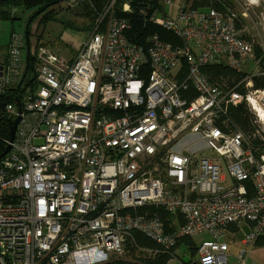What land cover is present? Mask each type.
I'll use <instances>...</instances> for the list:
<instances>
[{"label": "built area", "instance_id": "built-area-1", "mask_svg": "<svg viewBox=\"0 0 264 264\" xmlns=\"http://www.w3.org/2000/svg\"><path fill=\"white\" fill-rule=\"evenodd\" d=\"M129 1L119 2L116 16L115 0H107L71 56L31 46L30 37L27 44L24 31L9 34L0 116L10 125L19 119L0 157V264H140L124 247L131 232L172 249L169 260L178 258L179 240L206 233L196 264H222L228 226L249 223L251 244L264 234V143L254 149L228 116L251 91L242 95L201 72L210 63L241 71L254 52L244 27L213 8L181 3L173 16ZM133 11L178 42L153 34L145 45L132 43L125 31ZM28 57L36 75L24 80ZM257 64L264 68V43ZM188 89L196 95H182ZM152 203L183 222L167 231L159 217L127 211Z\"/></svg>", "mask_w": 264, "mask_h": 264}, {"label": "trees", "instance_id": "trees-1", "mask_svg": "<svg viewBox=\"0 0 264 264\" xmlns=\"http://www.w3.org/2000/svg\"><path fill=\"white\" fill-rule=\"evenodd\" d=\"M18 2L19 5H21L23 8H34L33 12L28 18L32 16L31 22L37 17L39 14L45 12L50 5H54L57 2L61 0H5L3 4H6L8 2ZM92 8L90 6V12L96 14L97 12H102L103 7L105 6L107 0H92ZM123 0H115L114 3V14L116 16H122L119 9V2H122ZM133 7V9L143 7L144 5L150 4L157 8L162 10L161 4L157 0H130L129 1ZM52 5V6H53ZM193 9L203 11V8H213L220 12H228V13H234L232 12V9L234 4L232 3V0H193L191 4ZM94 11H93V10ZM230 9V10H228ZM39 10V13L33 16V14ZM42 11V12H41ZM5 12L2 13L4 15ZM235 14V13H234ZM52 13L48 14L45 13L40 18V22L43 24L47 22L52 17ZM241 15V14H240ZM240 15L235 14V16L238 18L236 19L237 26H242L240 24ZM5 16V15H4ZM94 17V19H95ZM130 17V26L125 31V35L128 39L134 41L137 44L145 45L147 44V38L150 35L157 34L159 38L163 41H168L172 44H176L178 41L176 38L173 37L172 34L169 32H166L162 30L161 28L156 27L154 24L150 22H143L142 19L138 16V14L133 11L131 14H129ZM14 19V18H13ZM93 19V20H94ZM28 20V19H27ZM92 20V22H93ZM91 22V24H92ZM90 24V28H91ZM245 38L246 37L245 34ZM38 40V38H37ZM249 40V39H248ZM254 52L256 57H259L261 55V49L258 46L254 47ZM147 69L146 67L142 70L141 73L144 74V76L147 75ZM201 72L211 81L219 84H223L226 87L234 88L235 91L239 92L240 94L244 95L246 94L247 90H263L264 89V76H260L257 73L252 75L251 73H244L240 71H235L231 69L227 64L225 63H210L201 68ZM180 75L178 78H182L186 74L185 67H182L180 70ZM35 62L30 57H28V67L26 69V75L24 77L28 80H31L35 78ZM247 81L251 82V85L246 88L245 84ZM32 83V82H31ZM187 93L183 94L184 96L188 95L189 98H192L196 95L194 90L188 89L186 90ZM7 95V92L0 95L1 99H4ZM13 96L19 97V93L13 92ZM245 96H243V100L236 105L235 107H230L228 109V116L230 117L232 123L237 126L238 129H240L246 136H248L250 140L251 146L255 149L256 147H261L262 141L259 140L258 136L253 135L255 131L257 130V124L254 123L253 115L250 113L246 100L244 99ZM10 127V122L8 119L4 118L3 116H0V154L5 148V145L7 144L8 140V130ZM130 213H134L136 215H141L145 217L150 216H157L159 217L165 224L166 230H172V225L168 226V224H175V223H182L183 222V216L180 213H177L176 215L170 214L167 212L165 207L162 204H143L136 208H129L127 209ZM175 222V223H174ZM236 225H232L234 227ZM183 241L186 245H188V255L189 257H195L196 254V245H194L191 238L186 237L181 240H179L176 244L178 245L179 242ZM255 245H264V235L258 236L254 243ZM124 247L126 251H129V253L135 252L133 257H138L140 259V264H164L165 261L171 258L172 255V249L171 250H163L157 243L153 242L151 239L143 235L139 232H131V239L126 240L124 243ZM144 248V249H150L151 251H155V253H150L149 256H147V252L138 251V249ZM139 255V256H136ZM154 255V256H151ZM196 259V258H195ZM196 264L195 260L189 261L187 263Z\"/></svg>", "mask_w": 264, "mask_h": 264}, {"label": "rangeland", "instance_id": "rangeland-1", "mask_svg": "<svg viewBox=\"0 0 264 264\" xmlns=\"http://www.w3.org/2000/svg\"><path fill=\"white\" fill-rule=\"evenodd\" d=\"M232 3L234 4L232 12H234L236 16L237 14H241L240 24L244 27L246 37L251 42L253 49L255 46L262 49L264 43V0H253V8L248 6V9L244 8V3H247V0H232ZM92 4V0H61L54 5L52 4L53 6L50 5L45 12L35 17L32 22L30 21V45L32 46L36 41L38 42V46H46L55 54L59 53L64 56L73 55L82 44L90 29V24L95 17V14L90 13L92 12L90 10ZM86 8L90 12H88ZM2 9L3 12H5V16L1 15L0 17V53L6 50L5 45L12 29L17 32L24 31L28 16L32 14L34 8H23L18 2L10 1L3 4ZM13 9H16L13 13L14 19L11 18V10ZM45 13H52L53 15L51 19L43 24L40 22V18ZM130 41L134 43V41ZM260 57L261 55L256 57L255 52H253V58L242 63L240 72L246 74L262 72L264 68L260 69L257 64L258 58ZM250 84L251 82L249 84L246 83L245 87L248 88ZM249 91H251L250 100H246V104L250 113L253 115L254 123L258 125L255 134L258 136L259 140L264 143V123L259 119L257 115L258 112L256 113L253 108L258 106L264 109V93H253V90H247L246 93ZM209 153L210 151L208 149L199 151L200 155H207ZM243 224L244 223H239V226ZM239 230L241 229L239 228ZM237 234H240V232H237ZM205 238H208L206 233H197L193 236L192 241L193 243L200 244L202 241L201 239ZM126 252L128 256H135V252Z\"/></svg>", "mask_w": 264, "mask_h": 264}, {"label": "crops", "instance_id": "crops-1", "mask_svg": "<svg viewBox=\"0 0 264 264\" xmlns=\"http://www.w3.org/2000/svg\"><path fill=\"white\" fill-rule=\"evenodd\" d=\"M192 1L193 0H171L169 3H167L160 0V4L162 10H164L165 13L175 16L181 3H190L191 5ZM247 3L249 4L250 8H253V0H247ZM249 227V223H244L241 226H228L223 236V241L227 243L224 264H264V245L257 246L247 242L244 239V233L248 231ZM239 228L241 230H239ZM237 232H240V234H237ZM192 238L193 236L191 237V240ZM194 245L197 247L198 244L194 243ZM187 247L188 245H186L183 241L179 242L174 249V253L178 258L175 260L168 259L164 264H191L192 262H187L195 260L196 254L195 257L187 256ZM146 255L149 256V254Z\"/></svg>", "mask_w": 264, "mask_h": 264}, {"label": "water", "instance_id": "water-1", "mask_svg": "<svg viewBox=\"0 0 264 264\" xmlns=\"http://www.w3.org/2000/svg\"><path fill=\"white\" fill-rule=\"evenodd\" d=\"M37 13H39V10H37L34 14L36 15ZM32 19V16L30 18H28V20L26 21L25 23V27H24V35H25V39H26V43L28 44V41H29V24H30V21ZM17 102V111L18 113L21 111V108H20V103L18 101ZM3 106V103H0V111H1V108ZM19 119V116L17 115L15 117V119L12 121L10 127H9V130H8V140H7V144L5 145V148L4 150L2 151V153L0 154V157H2L8 150H9V147H10V142L12 141V138H13V133H14V130H15V126L17 124V121Z\"/></svg>", "mask_w": 264, "mask_h": 264}, {"label": "bare ground", "instance_id": "bare-ground-1", "mask_svg": "<svg viewBox=\"0 0 264 264\" xmlns=\"http://www.w3.org/2000/svg\"><path fill=\"white\" fill-rule=\"evenodd\" d=\"M252 101H254L253 99H251ZM255 110H257L259 112V114H262V117H260L261 119L264 120V109L260 108V107H253Z\"/></svg>", "mask_w": 264, "mask_h": 264}, {"label": "clouds", "instance_id": "clouds-1", "mask_svg": "<svg viewBox=\"0 0 264 264\" xmlns=\"http://www.w3.org/2000/svg\"><path fill=\"white\" fill-rule=\"evenodd\" d=\"M208 8H205L204 10H207ZM224 264V263H223Z\"/></svg>", "mask_w": 264, "mask_h": 264}, {"label": "flooded vegetation", "instance_id": "flooded-vegetation-1", "mask_svg": "<svg viewBox=\"0 0 264 264\" xmlns=\"http://www.w3.org/2000/svg\"><path fill=\"white\" fill-rule=\"evenodd\" d=\"M29 28H30V25H29Z\"/></svg>", "mask_w": 264, "mask_h": 264}]
</instances>
